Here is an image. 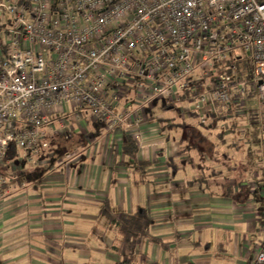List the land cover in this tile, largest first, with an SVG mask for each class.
<instances>
[{"label":"built area","instance_id":"1","mask_svg":"<svg viewBox=\"0 0 264 264\" xmlns=\"http://www.w3.org/2000/svg\"><path fill=\"white\" fill-rule=\"evenodd\" d=\"M239 52L264 103V0H0V208L7 172L46 165L50 119L65 105L77 109L71 123L90 114L139 151L157 103L176 109L198 91L188 101L199 126L232 109L246 84L223 64ZM252 264H264V240Z\"/></svg>","mask_w":264,"mask_h":264},{"label":"crops","instance_id":"2","mask_svg":"<svg viewBox=\"0 0 264 264\" xmlns=\"http://www.w3.org/2000/svg\"><path fill=\"white\" fill-rule=\"evenodd\" d=\"M129 99L122 104L132 105ZM161 105L167 115L152 114V107L142 128L147 138L135 160L123 154L122 133L107 132L95 122L86 123L85 129L74 127L83 141L76 156L65 161L52 150L54 125L60 119L58 126L64 128L63 115L70 117L77 109L65 105L64 113L53 114L49 127L55 133L48 137L46 165H22L17 179L6 173L9 186L0 216V264H40L30 253L45 259L49 253L44 243L49 240L64 242L63 264H115L119 257L112 248L121 236L101 216L103 205L119 214L143 209L149 216L150 235L159 243L144 239L136 249V264H252L264 240L263 229L257 230L264 222L259 205H250L253 198L233 207L226 204L224 198L240 194L246 185L235 178L233 184L229 178L220 186L225 193H213L208 185L212 179L227 178L235 159L223 153L217 157L206 137L211 130L198 125L191 102H180L183 110L178 116L177 109ZM155 127L160 129L157 136L151 133ZM137 163L143 167L137 168ZM19 198L24 207L18 213L12 206ZM252 237L257 238L254 247Z\"/></svg>","mask_w":264,"mask_h":264},{"label":"rangeland","instance_id":"3","mask_svg":"<svg viewBox=\"0 0 264 264\" xmlns=\"http://www.w3.org/2000/svg\"><path fill=\"white\" fill-rule=\"evenodd\" d=\"M237 56H241L240 60H234L231 58L227 65L231 68L232 74L237 77H240L241 82H245L246 84V90L245 92L238 98L233 99L235 102H232V111L231 115H224L220 117L221 119L218 120V124L215 127L214 130H212L210 133H207L206 137H208V140L210 144L214 145L212 147H215V152H217L218 156L223 153L225 155H232L233 159H235L231 163V174L226 175L227 178H216L212 179L208 182L209 187L211 188V191L217 192V191H223L225 193L224 188L219 189L222 184H227L229 182V178H232V184L235 180L236 183L240 184L242 182H245V187L242 189L240 194H232L230 198H224L223 200L226 202V204L230 206H237L241 203L240 200H244V202L249 201L251 198L254 199L257 198V201L259 199L258 194L263 193V186L264 181L262 177V156L264 154V103L259 99L258 95L256 94V91L254 90V84L252 83L253 79V65L251 60L248 58V56L244 53H237ZM133 91V90H132ZM131 98H133V95H131ZM154 113L155 115H163L167 112H163L161 109V104H155L154 105ZM189 107V106H188ZM183 107L179 104L176 108L177 115L182 111ZM75 112L74 114H76ZM167 115V114H166ZM72 115H63V118L66 120L65 122L69 123V129L60 128L58 126V122H60V119L56 120L55 128L57 129V132L54 134L53 140L54 143L52 144V150L58 152L59 157L65 156V154H70L73 152H76L79 150V143H81L83 140L82 133H76L74 132V127L79 126L77 124L71 123L72 120H70ZM175 117V116H174ZM176 118V117H175ZM177 119V118H176ZM180 119V118H179ZM175 120V119H174ZM178 120V119H177ZM62 122V121H61ZM96 121L92 118L90 114L83 113L82 120H81V126L82 128H86V123L89 125L94 124ZM50 123L53 124V118L50 119ZM79 123V124H80ZM100 125L103 126L102 123L98 122ZM78 127V129H79ZM71 132V133H69ZM66 133H69V135H72L70 139L66 138ZM205 133V132H204ZM55 146V147H54ZM50 143L49 148L50 150ZM211 152H208L210 154ZM208 156V155H206ZM209 157V156H208ZM210 162V161H208ZM17 164V163H16ZM211 165L213 162H211ZM235 178V179H234ZM231 181V180H230ZM22 179L21 183L22 184ZM24 183V182H23ZM231 185V183H230ZM23 188V186H21ZM256 188L258 194H254L251 192V188ZM221 193V192H220ZM23 195V194H21ZM20 197H23L21 196ZM6 201V197L4 198L3 206L0 208V216L4 213L5 206L4 203ZM16 204H14L12 207L14 212H20L23 210V201H20V198ZM22 202V203H21ZM258 207H260L259 215L263 217L264 213V200L259 201ZM15 206V208H14ZM25 213V211H23ZM259 223V221H258ZM262 224V223H261ZM263 226V224H262ZM260 224L257 226V230L259 228H262ZM63 239V238H62ZM256 237H252L251 241L253 242V247L255 245ZM45 240V239H43ZM68 243H70V240H64ZM46 242V241H44ZM77 244H79V241H75ZM72 242V243H75ZM59 241L53 243L51 240H49L45 244L48 248L49 254L45 256V259H41L43 256L38 254L37 252L31 251L30 256L32 259H37L40 261V264H63V258H61V254L65 251V244L60 243ZM75 243V244H76ZM55 244V245H54ZM63 244V246L61 245ZM51 249V251H50ZM50 258L49 261H47ZM30 262H32L30 260ZM39 264V263H38Z\"/></svg>","mask_w":264,"mask_h":264},{"label":"trees","instance_id":"4","mask_svg":"<svg viewBox=\"0 0 264 264\" xmlns=\"http://www.w3.org/2000/svg\"><path fill=\"white\" fill-rule=\"evenodd\" d=\"M227 63L228 61L224 62L223 64L224 68H226V73L232 77H236L235 75L232 74V70L230 67H228ZM219 68L220 67H218V70L220 71L221 69ZM237 78L240 80V77ZM197 93L198 91L185 93L180 97V101L186 102ZM231 111L232 109H227L220 115V117L230 114ZM220 117L219 119H221ZM218 120L212 122L209 125L201 126V127L204 128L206 131L210 132V130L212 131L215 129ZM123 135H124V140L122 143L123 154L126 157L135 160L138 152L137 146L134 140L129 135L126 134ZM136 166L139 169L143 167L141 163H137ZM170 166L173 170L174 168L172 161L170 163ZM213 174L216 175V172H213ZM100 214L101 216L106 218L109 225L113 226L117 230L118 234L121 236L120 242L112 248L113 252L119 257L118 261L115 264H136V256H135L136 249L144 239L149 240L150 242L153 243H159L157 239H154L150 235V227L152 225V222L149 216L147 215V213L143 209H138L134 214H125V213L119 214L109 210L107 205H103L100 210Z\"/></svg>","mask_w":264,"mask_h":264}]
</instances>
